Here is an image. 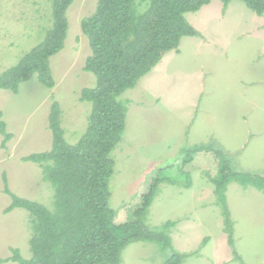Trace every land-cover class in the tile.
Masks as SVG:
<instances>
[{
  "label": "rangeland",
  "instance_id": "374dc122",
  "mask_svg": "<svg viewBox=\"0 0 264 264\" xmlns=\"http://www.w3.org/2000/svg\"><path fill=\"white\" fill-rule=\"evenodd\" d=\"M97 2L74 0L68 9L65 47L50 59L53 88L34 75L17 94L0 90V112L13 135L5 148L0 135V264H18L4 262L12 249L31 257L30 214L23 209L5 213L12 199L4 178L15 195L53 209L52 186L38 165L23 158L51 149L54 102L62 110L69 144H77L88 129L92 104L80 96L96 87L97 78L84 71L91 48L81 24ZM51 5V0H0V75L45 39L53 23ZM185 18L200 36L184 37L177 51L164 55L120 99L128 101V112L112 152L109 203L116 210L115 223L134 220L142 196L163 170L167 181L159 186L147 224L158 228L177 221L169 232L174 249L195 253L183 264H264V194L237 183L228 186L231 246L213 184L220 161L203 152L183 165L189 149L215 144L234 170L264 177V16L238 0L226 8L212 0ZM167 256L154 243L136 242L124 250L121 264H164Z\"/></svg>",
  "mask_w": 264,
  "mask_h": 264
},
{
  "label": "trees",
  "instance_id": "16d2710c",
  "mask_svg": "<svg viewBox=\"0 0 264 264\" xmlns=\"http://www.w3.org/2000/svg\"><path fill=\"white\" fill-rule=\"evenodd\" d=\"M233 0H221L226 8ZM257 16H264V0H238ZM74 0H51L53 23L40 45L29 52L18 65L0 75V90L15 94L20 85L37 75L47 88L55 85L50 59L61 52L69 30L67 12ZM212 0H98L93 15L83 19L81 27L88 38L91 55L84 71L97 78L94 88H85L80 101L90 102L92 112L85 135L75 144L65 139L61 126L62 110L54 102L49 115L53 136L49 151L34 153L24 162L38 165L44 179L54 191L53 209L12 193L5 181V192L12 202L5 210H26L30 214L32 235L31 257L24 258L18 249L6 261L18 264H121L124 250L132 243L149 242L168 254L164 264H183L195 253L177 252L170 230L177 221L161 227L147 224L149 209L166 182L160 170L148 193L142 196L141 207L134 220L115 223L116 210L109 203V182L114 173L112 152L126 128L127 103L122 95L133 89L162 60L178 50L184 37L200 36L185 15L195 13ZM2 147L13 138L0 112ZM212 153L220 161L218 177L213 181L216 204L221 207L224 231L229 244L235 245L227 203L228 186L253 187L264 194V177L234 170L215 144L200 145L185 153L183 165L193 162L200 153ZM237 260L241 262L238 254Z\"/></svg>",
  "mask_w": 264,
  "mask_h": 264
}]
</instances>
